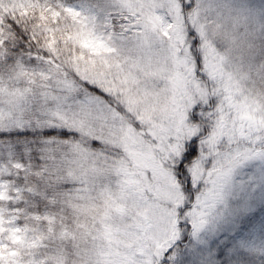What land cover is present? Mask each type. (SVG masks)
I'll return each mask as SVG.
<instances>
[{
	"label": "snow or ice",
	"instance_id": "1",
	"mask_svg": "<svg viewBox=\"0 0 264 264\" xmlns=\"http://www.w3.org/2000/svg\"><path fill=\"white\" fill-rule=\"evenodd\" d=\"M0 264H264V0H0Z\"/></svg>",
	"mask_w": 264,
	"mask_h": 264
}]
</instances>
